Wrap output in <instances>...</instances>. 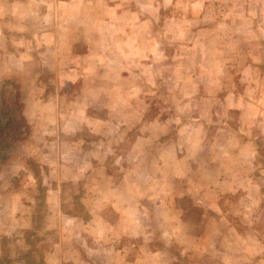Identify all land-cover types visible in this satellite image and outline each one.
<instances>
[{"label":"crops","instance_id":"crops-1","mask_svg":"<svg viewBox=\"0 0 264 264\" xmlns=\"http://www.w3.org/2000/svg\"><path fill=\"white\" fill-rule=\"evenodd\" d=\"M184 2H189V14L182 13ZM171 6L173 13H166ZM39 68L51 75L45 87ZM23 81L33 84L32 93L19 85L21 98L33 100L28 124L38 119L47 130L56 128L61 149L55 151L48 135L39 133V141H50L51 148L43 157L35 156L46 172L41 202L31 187L38 172L33 178L19 170L2 180L0 261L9 246L5 257L23 264L16 254L25 250L21 234L33 228L32 212L42 210L45 250L33 252L34 264H182L177 248L189 251L196 240L187 244L181 236L191 229L196 236L201 226L198 246L192 249L205 251L193 262L222 248L219 264L235 263L227 259V244L244 248L247 237L233 230L231 221L238 217L236 225L256 227L264 195V0H0V84ZM153 98L162 99L159 107L152 105ZM25 105L23 101L21 115L28 120ZM151 113L157 117L149 121ZM117 115L125 118L119 122ZM232 115L237 121H229ZM76 116L87 117L85 125L94 132L120 127L136 136L154 134L128 141L137 158L127 162L162 164L160 170L155 176L140 169L117 176L89 169L86 162L101 159L85 161L82 151L74 152L84 145L60 139L68 131H80L73 124ZM145 152L152 154L147 160ZM67 164H77L76 172L65 173L81 186L86 219L65 211L58 168ZM13 177L20 185L11 182ZM212 194L218 196L216 202ZM183 195L187 210L197 215L182 222L180 204L169 206ZM227 196H237L239 202L257 199L254 219L243 210L232 214ZM147 203L177 215L170 221L179 224L178 232L172 233L171 226L169 239L163 234L157 246L148 240L129 242L141 238L139 219L147 214ZM106 208L110 216L104 214ZM255 233L252 237L260 243ZM86 242L97 245L96 254L87 252Z\"/></svg>","mask_w":264,"mask_h":264},{"label":"rangeland","instance_id":"rangeland-1","mask_svg":"<svg viewBox=\"0 0 264 264\" xmlns=\"http://www.w3.org/2000/svg\"><path fill=\"white\" fill-rule=\"evenodd\" d=\"M189 2L183 3L182 6V13H186L189 14V9H186V7L188 8ZM224 5V4H222ZM179 8V7H178ZM174 10V7H169L167 8V10L165 11L166 13H170L172 14ZM213 11V9H211ZM210 11V10H209ZM211 12V11H210ZM31 32V31H30ZM24 41V40H22ZM23 43V42H22ZM26 43V42H25ZM26 46V44H24ZM16 46V45H14ZM13 46V48H14ZM170 52H167V54H169ZM33 71L36 72L37 68L32 69ZM40 71L42 72L41 75ZM39 75H41L40 78H42V82H43V86H46V83L49 82V79L51 78L50 72L44 71L43 69L39 68ZM24 87V91L25 93H32L33 92V84L30 83H26V82H22V84H14L11 83L10 86L8 87V89L10 90V96L9 98L12 100V105H8V106H4V117L3 119H1V124L0 126H4L7 125L9 128V132L11 131L10 135L15 139L12 143V145L10 147H8L7 149L4 147V144H6L7 138L6 135L3 136V132L6 129H3L1 131V136H0V185H2V180H4L5 177H10L11 174L15 171H25L27 172L30 176L33 177V175H35L38 172V176L37 178H34V180L31 182V187H33V189H35V194L34 197H38L39 201L41 202L42 200V193L45 191V185H43V175H45L46 172H44V169L41 168L42 165H40L39 163L35 162V156H38L40 158L44 156L45 154V150L46 148L50 149V145L48 142H52L55 145V151L58 149H61L60 147V141L59 139L56 137V132H53L52 130H47V128L49 127H45V125L41 124V120H36L34 122L33 125V121L31 124H28L30 121V119L33 120V100H24L23 98H21L22 93L20 92V86ZM49 87V86H48ZM188 89V88H187ZM45 90L47 92L51 91V88L49 87V89L45 88ZM162 99H156L153 98L152 100V105H156L158 106L159 101H161ZM23 101L26 102V109H28L29 111H26L27 114H29L28 120H25L23 116H21L20 111H21V106L23 105ZM28 103V104H27ZM30 115L32 116L30 118ZM71 116V115H70ZM234 115H232L229 118V121H237V117L233 118ZM23 117V118H22ZM69 117V113L66 114L65 118ZM90 117V116H88ZM103 117V116H101ZM151 117H157V116H152V113L148 116H146V119H149V121H152ZM85 118L82 117H77L76 116V120L73 122V124H75V126L80 129V131H68V134L64 137V136H59L60 139L64 140H68L71 142H74V144H80V145H84L83 147H77L76 151H82L83 152V159L86 160H90V161H96L98 159H101L99 161H101V163H95V162H86L85 165L89 168V169H93L94 167H97L96 170L101 171L102 173L106 174V173H114L117 176H120L121 173H124L125 171H134L136 172V170H142V172H145L146 175H156V173L158 172V170H160L162 164H151V163H134L131 164L129 162H127L128 158H133L136 159L137 155L135 154L136 151L131 152V147H130V142H128L130 139L134 140L135 142H141L142 139H144L145 137H154V134L151 135H140V136H136V132H123L121 131V128L119 127L118 130L115 129V131L107 129L108 127H103L99 132H94L92 131V129L89 127H86L85 125ZM123 118H125L124 115H117L116 116V120L120 122V120H122ZM162 118V117H161ZM7 119V120H6ZM115 120V121H116ZM44 120H42L43 122ZM160 121V120H159ZM166 121V120H165ZM164 119H162V123H165ZM247 121L250 124V122L252 121L251 118L247 117ZM264 121V119H263ZM59 122H61V119H59ZM41 124V125H40ZM29 127L30 131L28 130ZM33 127L36 128L35 129V133L33 135ZM40 132H44L45 135H48V138L50 141L47 140V142H40L38 139V136H40ZM214 133V132H213ZM75 134V136L73 135ZM133 134V136L131 135ZM210 133H205L204 132V136L205 137H210L209 135ZM232 137H233V133L231 132ZM9 135V136H10ZM71 135L72 138H69ZM131 135V136H130ZM135 135V136H134ZM235 137V136H234ZM128 138V139H127ZM46 146V147H45ZM214 148V147H213ZM220 148H214L215 153L216 154H220L219 150ZM260 149H261V155H262V165L264 166V141H262L261 145H260ZM148 150V149H147ZM54 151V153H55ZM53 153V154H54ZM134 153V154H133ZM145 152L144 156L145 159L147 160L149 158V156H152V154H149ZM152 153V152H150ZM81 154V153H79ZM146 154V155H145ZM33 156V158L31 157ZM143 157V156H139L138 158ZM146 166V168H142V166ZM169 165V164H166ZM73 166H77V164H67L65 167H60L58 168L59 173H60V177L61 179H64V181H62L61 183H59V187L62 189L64 196L62 197V201L65 204V211H72V212H78L81 217L83 219H86V215L87 213H85L83 211V208H81L80 206V196H82V189L81 186L78 184L77 180H72V179H68L67 178V173H71V172H76V168ZM43 167V166H42ZM52 171V170H49ZM148 172V173H147ZM154 172V173H152ZM31 173V174H30ZM62 176L64 178H62ZM140 176H137L133 179V184H137L136 181H140L138 178ZM11 178V177H10ZM15 179L11 180V179H7L8 181L11 180V182H14V185L16 186V184H19V178L17 177H13ZM25 180V179H23ZM27 180V179H26ZM70 180V181H69ZM120 181V180H119ZM23 183V182H22ZM135 184V187H137V185ZM262 189L264 190V178L262 181ZM153 187H157V184L152 185ZM1 187V186H0ZM33 195V194H32ZM184 197H178V199L173 198L171 200V206H169V208H173L175 206V204L179 203L181 206V211H182V222L183 220L187 221L186 217L187 215H197V212L194 211H188L187 209L190 208L188 199L185 198V195H183ZM189 196V195H188ZM217 195L213 194L211 195L212 201L216 202L217 201ZM64 198V199H63ZM155 198H152V200H154L153 202H155ZM185 198V199H184ZM157 199V198H156ZM227 199L229 201V204H231V213L232 214H238V212H241L243 210V212L245 213H249L248 215L253 214V210L256 207L259 206V204L257 203V199H249L246 198L243 201L239 202L237 196H227ZM62 203V205H63ZM244 203H248V206H243L245 205ZM153 204V203H152ZM152 204L147 203V214L143 216V219H139V221H142V226L140 229V235L141 238H135V239H131L129 242L134 241L133 243H138L139 240H148L150 242V245H159L161 244V240L163 239L164 235L166 234V238L167 240L169 239V230H171L173 228L172 233L175 231H177V229L179 228V224L177 225V223L175 224L176 226H172V222L170 221L171 218H174L175 216V220L177 218V215L173 214L174 212L169 210V209H159V207H156ZM243 204V205H242ZM261 210L257 211L256 210V214H255V219L253 217V215H251V217L254 219L255 221V226L252 227H241L236 225V222H234V220H239V218L237 217L235 219V215L234 220L231 221V223L233 224V230L237 231L239 234L246 236L247 240L245 239L244 242V248H240V244H227V250L230 253V255L227 257V259L229 260H235L234 264H238L237 259H240L239 261H243V263L241 264H264V195L261 199ZM138 203L135 204V208L137 207ZM258 205V206H257ZM40 206V203H39ZM238 206L244 207V208H240L238 210ZM249 208V209H248ZM42 209V208H41ZM63 210H64V206H63ZM82 210V211H81ZM104 214L105 212L107 214L111 213V210L106 208L103 210ZM135 213V211H134ZM42 210L40 211H35L34 214L32 212L33 218V228L27 231H24L23 234H21V239L23 241H25L26 246H25V250H23L22 252H18V250H16V254H20V258L23 261V264H34L32 257L33 256V252H37V254L42 255L44 250H45V243L43 242V235H41V227L40 225L44 222L42 220ZM112 214V213H111ZM110 216V214H109ZM251 218V219H252ZM110 220L113 221L112 218H110ZM164 220V226H163V221ZM41 221V222H40ZM174 222V221H173ZM37 223V225H36ZM172 226V228H171ZM73 227H71L72 230ZM201 227H197L195 230V233L197 234L196 236L193 234V229H191L192 233H187L188 231L186 229H183L184 233L186 235L181 236L183 238V240L187 243L190 244V240H196V242H194L195 246L192 247H197V243H199V239L201 237L202 234V230ZM37 229V231H36ZM74 229V228H73ZM218 229V228H217ZM118 230H120V227H118ZM178 232V231H177ZM256 232V236L258 237L261 242L257 243V240H254L252 236L253 233ZM171 233V234H172ZM215 233V232H213ZM215 235V234H213ZM90 236V235H88ZM92 238V237H90ZM88 238V239H90ZM134 238V237H132ZM86 239V240H88ZM198 240V241H197ZM122 242H125V240H122ZM185 244V245H187ZM257 244V245H255ZM96 244L93 243H88L86 242V250L87 252L92 255V254H96L97 251L94 250V248L96 249ZM192 247L189 249V251H185L184 248L179 249V252L182 254L181 259L179 260L182 264H219L221 257L219 255H221V252L219 250H222V248H219V250H217V248H215V256H205V257H201V259H198L196 262L194 259L201 254V250L203 251L202 254L205 251V248H198V250L192 249ZM12 252L14 253V248H11ZM208 250V249H207ZM206 250V251H207ZM176 251V250H175ZM177 252V251H176ZM217 252V253H216ZM10 253L9 250V246L6 247V253L4 255V259L0 261V264H16L15 260H11L7 257H5L7 254ZM98 253H104L103 251H99ZM177 254H179L177 252ZM259 254H261L259 256ZM8 256V255H7ZM194 256V257H193ZM231 257V258H229ZM14 261V263L12 262Z\"/></svg>","mask_w":264,"mask_h":264},{"label":"trees","instance_id":"trees-1","mask_svg":"<svg viewBox=\"0 0 264 264\" xmlns=\"http://www.w3.org/2000/svg\"><path fill=\"white\" fill-rule=\"evenodd\" d=\"M10 84H11V82H4V83L0 84V124H1V119H3L4 113H5V112H3L4 106L5 105L8 106L10 104L12 105V100L9 98L11 93H10V90L8 89ZM20 114H21V111H20ZM3 129H6L3 132V136L7 134L6 138H7L8 142L6 144H4V147L7 149L8 147H10L12 145V143L15 139L10 135L11 131L9 132V128L7 125L0 126V136L2 134L1 131Z\"/></svg>","mask_w":264,"mask_h":264}]
</instances>
